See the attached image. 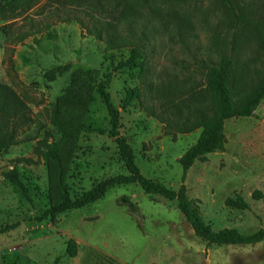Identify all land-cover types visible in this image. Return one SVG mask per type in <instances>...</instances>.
I'll use <instances>...</instances> for the list:
<instances>
[{
	"label": "rangeland",
	"instance_id": "1",
	"mask_svg": "<svg viewBox=\"0 0 264 264\" xmlns=\"http://www.w3.org/2000/svg\"><path fill=\"white\" fill-rule=\"evenodd\" d=\"M147 1L154 12L135 20L133 39L142 43V73L138 66L119 67L128 48L107 50L73 20L89 28L95 22L77 9L30 0L10 10L0 0V82L30 109V121L15 134L20 142L0 152V264H264V240L207 244L194 235L175 200L145 194L137 184L112 187L100 200L54 221L37 220L61 196V182L73 199L105 179L128 174L98 95L67 91L78 69L95 70L100 80L110 75L107 90L119 112V133L140 172L174 191L182 182L179 157L200 129L182 133L185 110L164 106L165 99L173 92L186 98L203 90L205 65L221 56L237 59L249 71L248 81L263 71L264 0H240L245 19L239 25L217 0ZM134 87L141 102L125 105V93ZM224 132V151L195 161L186 172L187 197L213 231H264V98L253 117L226 120ZM51 144L57 145L58 161L47 162ZM121 196L136 205L135 215L116 203Z\"/></svg>",
	"mask_w": 264,
	"mask_h": 264
},
{
	"label": "trees",
	"instance_id": "2",
	"mask_svg": "<svg viewBox=\"0 0 264 264\" xmlns=\"http://www.w3.org/2000/svg\"><path fill=\"white\" fill-rule=\"evenodd\" d=\"M3 7L10 10L28 5L30 0H2ZM222 3L225 12L239 25L245 19L244 9L240 6V0H217ZM61 9H77L90 20L95 21L91 27L86 28L89 35L99 41H104L109 51L128 48V56L119 63L121 68L138 66L140 72L146 70L142 43L138 44L133 39L136 37L135 20L143 13L154 12L147 0H52ZM146 8V9H145ZM70 18L65 19L68 21ZM100 21V22H99ZM124 30L125 34L121 31ZM264 31V23H263ZM146 38L145 26H141L139 40ZM141 59V61H137ZM205 82L203 90L192 92L186 98H182V92H173L170 98L165 99V105L171 109L185 110V115L179 119L180 131L188 133L200 129L196 142L191 145L180 157L179 164L182 168V182L188 169L195 161L202 159L208 154L222 152L226 145L224 123L233 118H250L254 116L256 108L264 98V69L254 81H248L249 71L232 56H221L219 60L210 65H205ZM110 75L102 80L95 70L78 69L72 77L67 91L70 94L79 95L85 90H93L99 100L105 106L109 117L110 135L113 137L120 161L127 171V175H117L105 179L94 185L89 191L80 196L70 199L62 182L60 183L62 194L53 202L38 221L55 218L69 210L86 207L105 196L115 186L137 184L145 194L159 195L168 200H175L177 208L191 226L197 237L207 244L215 245H255L264 240V231H258L250 235H242L235 229H222L213 231L200 217L197 209L192 205L186 194V187L181 182L179 188L174 191L163 184L145 177L139 170L134 152L126 138L119 133V112L112 103L107 90ZM141 102V91L134 87L125 93L124 104L129 105L132 100ZM82 98L80 101L82 102ZM83 104L78 103L81 110ZM58 112V111H57ZM30 109L19 95L8 85L0 82V152H4L10 146L17 144L19 139L15 137L16 131L30 121ZM56 125L61 123L58 115L54 116ZM71 120V117L67 118ZM62 130L65 128L62 126ZM48 160L58 161L57 145H46ZM12 182L20 186L15 173L10 175ZM116 203L124 206L130 215H135L137 207L127 196H121ZM67 251L70 257L75 255L74 243H68Z\"/></svg>",
	"mask_w": 264,
	"mask_h": 264
}]
</instances>
